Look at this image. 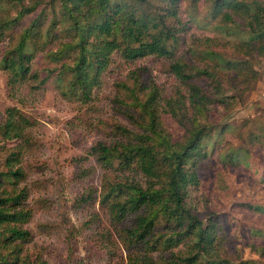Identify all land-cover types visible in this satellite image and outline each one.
Returning <instances> with one entry per match:
<instances>
[{
    "label": "trees",
    "instance_id": "obj_1",
    "mask_svg": "<svg viewBox=\"0 0 264 264\" xmlns=\"http://www.w3.org/2000/svg\"><path fill=\"white\" fill-rule=\"evenodd\" d=\"M182 1L0 0V9L8 8L0 15V69L9 73L10 86L51 80L64 99L86 105L118 61L171 62L181 85L161 113L183 132L181 140L164 126L157 86L136 72L127 88L130 106L142 117L123 112L134 127L118 126L120 140L93 150L108 175L97 202L116 225L129 224L123 237L135 250L129 264H236L224 246L225 219L202 185L206 168H238L264 198V129L230 141L233 126L220 122L262 79L256 62L264 58V0H211L204 21L218 39L197 29L196 15L182 16ZM191 1L196 7L199 0ZM220 48H234L240 57ZM40 56L50 65L45 78L34 70ZM29 127L16 108L0 120V145H14L0 170V264H46L30 254L33 214L26 207L28 191L18 187L25 172L14 170ZM116 172L121 175L112 176ZM240 206L264 216V203ZM156 252L167 255L156 259Z\"/></svg>",
    "mask_w": 264,
    "mask_h": 264
},
{
    "label": "rangeland",
    "instance_id": "obj_2",
    "mask_svg": "<svg viewBox=\"0 0 264 264\" xmlns=\"http://www.w3.org/2000/svg\"><path fill=\"white\" fill-rule=\"evenodd\" d=\"M181 6L184 18L196 15L198 30L211 38L220 37L204 21L211 0H199L196 7L191 0H183ZM4 10L0 9V15ZM3 47L4 43H0V52ZM220 50L229 57H240L234 48ZM118 65L105 75L101 90L86 105L64 99L51 80L10 86L9 73L0 69V120L7 109L16 108L30 122L22 161L14 170L25 172L18 187L28 191L26 207L33 214L27 225L33 234L28 246L30 254L46 264H129V253L135 252L127 248L123 239L129 224L116 225L110 211L97 202L108 175L93 150L99 143L109 145L120 140L118 126L134 127L123 112H130L137 120L142 117L139 107L130 106L127 88H133L136 72L146 73L145 82L149 79L157 86L161 115L163 104L174 98L181 84L170 71L171 62L165 59L148 57L129 64L118 61ZM49 66L40 56L34 70L45 78ZM256 67L262 75L258 85L220 120L234 128L233 134L227 136L230 141H236L235 135L240 132L264 129V58L256 62ZM145 95H141L142 99ZM162 120L173 139L181 140L183 132L175 122L165 114ZM9 148L14 145H0V170L5 168ZM205 171L208 174L202 192L210 194L218 217L225 219V248L236 264H264V233L258 234L264 230V216L240 206L245 202L262 204L264 198L242 169L220 167L216 173L207 168ZM113 175L119 177L121 173ZM90 193L92 198L86 203ZM152 255L159 259L167 253Z\"/></svg>",
    "mask_w": 264,
    "mask_h": 264
}]
</instances>
